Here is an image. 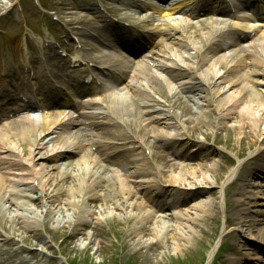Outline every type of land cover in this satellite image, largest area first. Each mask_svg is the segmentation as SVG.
Instances as JSON below:
<instances>
[{"label": "rangeland", "instance_id": "obj_1", "mask_svg": "<svg viewBox=\"0 0 264 264\" xmlns=\"http://www.w3.org/2000/svg\"><path fill=\"white\" fill-rule=\"evenodd\" d=\"M39 1L44 7L56 10L60 18L63 16L70 19L72 16L71 19L78 22H86L92 18L84 8H81L83 12L68 6L63 10L61 0ZM80 4L81 1L78 0L77 6ZM20 5L23 9L29 8L28 13L24 16L26 28L23 24L17 25L20 19L17 14ZM7 8L10 9L6 11ZM69 9L73 11H69ZM43 14L44 12L36 10L32 0H18V3L16 0H0V79L7 72H2L1 69H6V61L10 60L8 58L13 59L19 66L25 62V58H23L24 60L18 59L19 56L16 54V52L23 53V48L19 44L20 32L27 31L26 39L30 44V50L37 54V42L34 40L41 36V29L45 34L49 28L48 20L41 19L40 15ZM9 17L12 18L11 24L6 20ZM31 31L39 35L32 36ZM10 49L16 52L13 53ZM208 73L211 83L215 84L217 79L215 77L212 79L211 71ZM8 80L15 81L16 86L17 78L14 70L8 73ZM13 88L9 87V92H12ZM115 92L120 93L123 100L113 101L114 118L119 117L124 124L109 123L107 129L110 130L105 136L111 139H108L111 143L109 150H113L112 153H114L135 148L130 153L137 157L135 162L139 164V161L144 158L140 154L141 146L138 141H141V145L146 146L151 154L152 160L147 162L148 169H154L153 164L160 167L158 175L163 190L177 191L175 209L171 205L170 208L166 207V209L157 212L150 203L145 202L143 192L128 200L122 207L117 208L113 202L112 193H109L108 180L103 188H100L102 193L95 197L94 202L91 201L85 205L83 203L77 206V209L74 203L72 206L69 204L72 199L68 193L57 195L52 193V189L46 187L45 192L50 197L55 195L53 198H48V207L64 212L66 215L72 214L73 218L72 220L70 217L66 220L61 218L58 220L52 219V216L46 214L45 218L44 216L40 217L36 226L30 225L28 228L25 226L26 221L23 214L15 217L14 208L5 207L8 205L7 198L10 200L17 198V200L25 201L28 209L35 212L43 210L42 203L36 199L35 188H29L30 186L38 188V185L31 181L20 182L24 189V198L15 197L13 193L2 192V196L6 199L0 200V255L5 256L7 251L10 254V250L11 252H20L25 249L27 251L22 255L21 253L17 255L25 264H203L206 255L214 247L218 238H221L215 252L217 254L210 264H264V262L260 263L256 260L259 255L264 258V232L262 230L264 229V193L260 195L255 192L257 189H264V177H255L253 161L248 159L250 152L261 147L258 146L260 142L256 141L254 130L259 126L264 128L262 119L256 115V119L260 121L259 125L251 126L248 123L252 118L251 113L242 112L239 107H236L230 117L221 125L220 115L213 112L204 103L201 104L199 96L186 95L180 91L178 95L169 99V106L159 101L156 104L150 103L154 109L161 112L159 117L148 114V110L144 109L146 106L144 103L125 101L124 96L127 92L123 86H116ZM216 100H219L218 97ZM99 106L105 107L102 103ZM169 108L179 116L178 123L183 128L180 131L182 135L178 136L179 132L171 131L169 138H159L155 141L150 127L165 128L169 124L171 128L169 130L174 127L168 119L167 110ZM200 110L204 112L202 119L198 116ZM149 112L154 113L152 108L149 109ZM82 113L85 112L79 111L78 114L82 115ZM144 126L147 127L145 130H143ZM174 142L176 145L181 142V145L178 144L170 149V146L175 145ZM183 147L189 150L188 154L191 155L189 158L191 160H182L175 156L178 151L185 152ZM165 149L170 150L165 151ZM262 158L264 159V156L260 159L262 160ZM62 160L66 164L74 163L73 167H70L76 168L75 164L79 159L63 158ZM107 162L112 163L110 160ZM183 162L185 165L191 166H196L199 163L212 166L208 183L198 184L197 189L179 187L178 190L172 189L170 188L172 186L164 183L170 168ZM111 167L113 168V166ZM131 168L130 166L126 167L129 173L132 172ZM248 169L252 170L250 177ZM104 172L108 176L112 174L110 169ZM229 173H232V177L229 179L230 183L239 184L244 191L234 192L230 183H224ZM241 175H244L245 179H236ZM129 183L132 185L131 181ZM179 191L187 194L185 197L187 199L183 200L182 193ZM239 193L246 195L247 198L258 195V203L253 204L251 208L244 207L237 210L238 205L235 201H239ZM180 196L181 198L178 199L177 197ZM33 197L35 199L31 201ZM228 201L230 202L227 203ZM139 204L143 206H135ZM144 208L154 211L155 219L139 223L137 217L140 218V212ZM5 209H9V214L5 212ZM244 209L245 211H239ZM86 210L88 215L85 214ZM235 211L243 218L246 226L234 225L241 222L239 217L234 215ZM176 222L184 224L177 230V234L186 237L184 232L186 230L191 236L189 240L186 237L178 245H175L173 239L177 237L175 231L168 227ZM160 229H164L165 234H161V238L157 240L154 234L159 233ZM141 241H145L146 244H141ZM5 242L9 245H6ZM239 251L242 252L241 255L236 254ZM262 260L264 261V259Z\"/></svg>", "mask_w": 264, "mask_h": 264}, {"label": "bare ground", "instance_id": "obj_2", "mask_svg": "<svg viewBox=\"0 0 264 264\" xmlns=\"http://www.w3.org/2000/svg\"><path fill=\"white\" fill-rule=\"evenodd\" d=\"M256 5V12L253 15L255 18L260 17L259 11H263L264 14V0L263 4H260L259 0H257ZM151 8L154 7L151 6ZM178 8L179 6L172 7L170 12H167L165 16H161L162 11H156L155 13L161 19H164L163 21H159L153 15L144 18L131 17L126 19L135 26L146 29L148 35H145L142 31L140 33L136 30L133 31L135 38L147 41L143 48L148 49L151 45L152 40L150 39V35L154 38H159V46L152 48L148 53L152 57L147 54L148 56L145 60L142 58L135 62L123 57L112 44L109 38L111 35L100 36L97 34L93 38L96 46L91 47L93 55L90 56V59L106 68L114 69L113 71L104 72L106 79L113 83L107 88L109 96L105 98L104 95V98H102V101L108 107L107 115L112 113L108 111L111 109V104L115 109L113 105L114 100H123V96L115 92V84L120 83L122 85L127 81L124 88L131 95H142L144 99H156L169 106V99L179 94L178 87L174 84V80L179 76L181 77L180 79H188L189 77L197 79V84L201 90L199 101L220 115L219 121L221 125L230 117L231 112L236 107H239V110H242V112L251 113L252 118L248 121L251 126L259 125L260 121L256 119V115L262 119L264 125V31L259 33L255 30L260 25L252 26L242 21L230 28L225 24L222 25L221 22L213 21L211 18L198 26H193L186 22L182 24L181 20L177 21L175 19L173 21L172 19L173 12L178 10ZM220 12L224 13L221 10ZM226 14H229V12ZM261 18L264 19V17ZM154 22H158V26H154ZM227 48L231 49V53L227 55L221 54ZM184 69H190L195 76L191 73L188 77ZM207 71H211L212 79L214 77L217 79L215 84L211 83V78ZM52 74H54L53 71ZM82 79L83 77L76 75H73L71 78V82L78 84V90L74 97H77L78 94L85 90L92 93L94 90L99 89V92L102 93L103 89L106 88V85L98 84L96 80H92L88 85H85ZM42 84L41 89L35 95L40 98L38 99V103L44 109V107H48L49 102L46 99L41 100V98H44L43 90L46 93L49 91L52 94V90L59 89L54 87L55 82L51 81L50 78L43 81ZM255 84L262 85L260 88L263 90V94L254 88ZM217 97L219 100H216ZM124 99H126L125 96ZM3 100L4 97H1V101ZM61 101L64 106L70 105L74 107L76 105L71 98L66 99L64 97ZM7 104L9 103L5 102L4 107ZM20 106L23 112L27 111L28 107L30 108V106ZM18 109L20 110L19 107ZM87 109L93 110L98 108L88 106ZM8 112L9 110H1L0 113L1 116H7ZM167 114L169 121H171L174 127L172 130H169L171 129L170 124L160 129L150 127L155 140L168 138L171 135V131H175V133L179 132L178 136L182 135L180 131L183 128L178 123V114L173 113L170 108L167 110ZM203 114L204 112L200 110L198 115L200 119L204 117ZM32 117L16 118L13 116L15 120L7 118V125L3 126L0 124V200L4 201L6 199L2 196L3 191L13 193L15 197L24 198V192L21 193L19 187L25 181H31V183L38 185V188L32 186L29 188H35L36 199L39 200V203H42L43 210L40 212L28 209L25 201L17 200V198L13 200L6 199L8 205L5 207H13L15 217L23 214L26 227L30 228V225L36 226V222H38L40 217L46 214L50 217L52 216V219L60 220L61 218L62 220H66L70 217L72 220V214L66 215L64 212L55 211L48 207V200L55 197V195L50 197L45 192L46 187L52 189V193H56L57 195L68 193L72 199V202L69 204L72 206V203H74L76 209L77 206L83 203L85 205L88 202H94L95 197L102 193L100 188H103L107 180L109 181V193H112L113 202L117 208L125 205L128 200L135 198L140 192H143V198L146 203V198H150L159 199L164 202L167 201L173 207L177 204V202L175 203L177 191L163 190L160 185L161 180L158 175L160 167L153 164L154 169H148L147 162H151V154L146 146L141 145V141H138L141 146L140 154L144 158L139 161V164L135 162L137 157L132 162V165L128 164L132 166V172L126 174L121 160L129 161V158H126L120 152L113 155V160L110 159L116 165V168L108 176L104 172L106 167L100 164L101 157L99 152L108 150L106 148L108 145L104 143L102 136L92 135L94 132H91V130L86 131L77 127L79 120L75 119L74 116L69 117L62 113L45 114L43 112L39 115L38 119H31ZM79 119L83 123L89 122L88 125L94 126V129H99V124L96 121L100 118H97L95 113L90 112L89 114L79 116ZM109 119L110 116L106 118V120ZM146 128L144 126L143 130ZM254 131L256 132V141L260 142L258 146L264 148V128H260L259 126ZM88 145L96 147L97 152L91 151V148H89L91 150L86 149L85 146ZM69 150H72L80 157L75 164L76 168H72L74 164L65 165L62 160L63 158H70L65 155ZM184 151L180 152L183 159L188 154V150L184 149ZM249 154V157H253L254 155L252 152ZM263 154L264 149L259 152V155ZM257 157L259 156L253 158L256 159ZM120 171H124V175L120 174ZM210 172H212V166H205L200 163L196 166H191L185 165V162H183L170 168L168 177L164 183L169 184L172 186L170 188L175 190H178L179 187H182V189H197L198 184L208 183ZM231 177L232 173H229L224 183H230L231 180L229 179ZM129 181L132 182V185ZM240 190H243V187L236 184L234 192ZM179 192L182 193L183 200L187 199L185 198L187 194H184L183 191ZM239 196L243 197L244 194L239 193ZM254 197L256 195L251 198ZM177 198L180 199L181 196ZM34 199L32 198L31 201ZM140 205L141 207L143 206L142 204L135 206ZM5 212L8 213L9 209H5ZM85 214L88 215L87 210ZM234 215L239 217L241 221L234 224L235 226L238 224H241L242 227L246 226L238 212L235 211ZM154 219V213L145 208L141 210L140 218L137 217L139 223ZM182 226L184 224H177V222L176 224L168 225V227H171L175 231V235L177 236L173 238L175 245H178L186 237L187 240L191 237L186 230L184 231L186 237L177 234V230ZM161 234H165L164 229H160L159 233H155V238L159 240ZM140 243L146 244L145 241H141ZM212 250L213 248L206 255L208 259L206 264H210L212 260L215 249L213 252ZM24 251L27 250L24 249ZM16 254V252H11V250L10 254L9 252H5V258L0 261V264L9 263ZM17 264H24V262L21 261Z\"/></svg>", "mask_w": 264, "mask_h": 264}]
</instances>
